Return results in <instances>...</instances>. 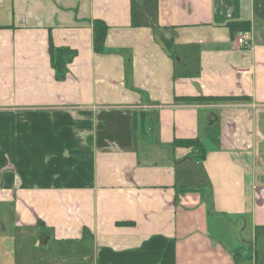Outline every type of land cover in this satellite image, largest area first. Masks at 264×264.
<instances>
[{"label":"crops","instance_id":"crops-1","mask_svg":"<svg viewBox=\"0 0 264 264\" xmlns=\"http://www.w3.org/2000/svg\"><path fill=\"white\" fill-rule=\"evenodd\" d=\"M0 264H264V0H0Z\"/></svg>","mask_w":264,"mask_h":264},{"label":"trees","instance_id":"trees-1","mask_svg":"<svg viewBox=\"0 0 264 264\" xmlns=\"http://www.w3.org/2000/svg\"><path fill=\"white\" fill-rule=\"evenodd\" d=\"M107 26L102 21H95L93 24V42L94 49L100 51L102 49L103 39L106 33ZM75 51L66 47L56 48L50 45V61L51 66L55 71V76L58 80H61L65 76L66 64L72 59ZM180 142H187L191 145H195V148L199 151L200 156L202 150L200 144L195 139L188 140L183 139Z\"/></svg>","mask_w":264,"mask_h":264},{"label":"rangeland","instance_id":"rangeland-1","mask_svg":"<svg viewBox=\"0 0 264 264\" xmlns=\"http://www.w3.org/2000/svg\"><path fill=\"white\" fill-rule=\"evenodd\" d=\"M88 246V245H86ZM51 248H47V249H43V247L40 245V249L42 250V255H45V256H51L52 253H53V248H52V245L50 246Z\"/></svg>","mask_w":264,"mask_h":264},{"label":"built area","instance_id":"built-area-1","mask_svg":"<svg viewBox=\"0 0 264 264\" xmlns=\"http://www.w3.org/2000/svg\"><path fill=\"white\" fill-rule=\"evenodd\" d=\"M237 41H238L239 43H241V44H245V43H246V36H245L244 34H241V35L238 37Z\"/></svg>","mask_w":264,"mask_h":264}]
</instances>
